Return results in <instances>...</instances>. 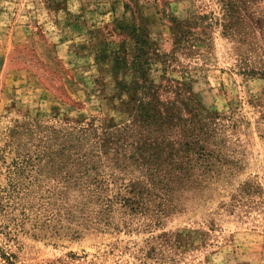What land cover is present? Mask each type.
<instances>
[{
  "label": "rangeland",
  "instance_id": "374dc122",
  "mask_svg": "<svg viewBox=\"0 0 264 264\" xmlns=\"http://www.w3.org/2000/svg\"><path fill=\"white\" fill-rule=\"evenodd\" d=\"M192 16L202 21L175 46L172 22ZM133 30L170 55L166 77L188 79L219 114L222 176L158 226L114 214L118 231L100 230L76 214L53 234L37 215L52 181L22 196L9 190L27 182L10 173L51 148L50 129L120 119L110 66L129 62ZM0 226L14 264H264V0H0Z\"/></svg>",
  "mask_w": 264,
  "mask_h": 264
},
{
  "label": "trees",
  "instance_id": "16d2710c",
  "mask_svg": "<svg viewBox=\"0 0 264 264\" xmlns=\"http://www.w3.org/2000/svg\"><path fill=\"white\" fill-rule=\"evenodd\" d=\"M201 21V16H192L172 22L174 45L187 42V29ZM222 28L228 29L224 24ZM131 33L129 62L115 55L110 66L120 119L90 118L73 127L50 129L51 148L33 159L18 158L10 173L27 182L9 190L22 196L39 177L52 181L40 190L44 197L38 200H45V207L37 215L42 214L46 230L53 234L62 228L61 221L76 214L100 230L118 231L114 214L158 226L159 219L182 211L222 176L225 161L214 144L219 114L202 106L188 79L166 77L170 55L159 54L147 34ZM157 65L164 85L148 77ZM69 198L74 204L66 206ZM128 227L122 223V229ZM14 262V254L0 248V264Z\"/></svg>",
  "mask_w": 264,
  "mask_h": 264
}]
</instances>
